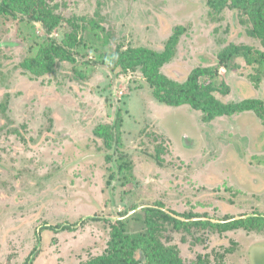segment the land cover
Here are the masks:
<instances>
[{
    "label": "rangeland",
    "instance_id": "rangeland-1",
    "mask_svg": "<svg viewBox=\"0 0 264 264\" xmlns=\"http://www.w3.org/2000/svg\"><path fill=\"white\" fill-rule=\"evenodd\" d=\"M48 1L66 19L50 35L21 15L0 23V105L7 99L0 108V264H85L106 251L111 223L158 203L179 219L264 216V125L254 112L204 122L189 105L153 98L138 70L108 64L117 48L162 50L182 26L164 75L182 82L192 69L212 67V82L228 87L214 93L218 99L264 104V79L257 87L251 79L255 63L235 55L217 64L229 44L264 51L236 10L211 21L207 0ZM78 17L98 28L66 22L80 25ZM76 31L74 62L56 60L41 77L20 66L46 37L61 42ZM96 131L110 134L112 146ZM129 227L138 224L131 219ZM160 238L185 263L199 253L209 264H264V231L170 227Z\"/></svg>",
    "mask_w": 264,
    "mask_h": 264
},
{
    "label": "trees",
    "instance_id": "trees-1",
    "mask_svg": "<svg viewBox=\"0 0 264 264\" xmlns=\"http://www.w3.org/2000/svg\"><path fill=\"white\" fill-rule=\"evenodd\" d=\"M210 8L208 16L211 21H221L224 18L223 10L230 9L238 12L239 22L246 27L247 35L256 38L264 47V0H207ZM21 15L30 22H40L46 34L50 35L63 21V15L57 6L48 0H0V23ZM82 24L67 19L76 29L98 28L96 21H87L78 17ZM184 32L182 26H175L172 34L167 38L162 50H153L144 46L117 48L109 65L111 69L122 71L138 70L151 88V94L157 101L168 106L189 105L192 109L201 112V119L210 122L216 117L232 116L252 111L264 125V104L260 99L244 98L240 101L223 102L215 96L220 91L228 94V87L221 82L224 89L212 82V77L217 71L212 67H196L182 82L168 78L161 72V68L169 62L174 54L180 35ZM76 34L68 33L66 38L59 42L53 37H46L39 45L36 53L25 57L20 66L34 77H41L53 71L56 60L74 62L75 57L72 46L76 43ZM98 36V34L96 33ZM99 37V36H98ZM243 55L248 64L255 63V72L251 75L254 87L264 79V51H255L247 45L229 44L217 54V64L225 66L233 56ZM7 99L0 105L1 111L5 110ZM97 132V131H96ZM97 135L102 137L106 145L112 146L110 134ZM155 158L160 162L159 154ZM124 163H119L124 168ZM141 214L134 215L131 219L136 221L138 227L131 229V219L118 218L110 224V235L106 251L85 264H209L205 254H197L195 259L185 263L175 245L164 244L160 236L165 229L189 226L209 225L218 232L234 228L245 230L264 231V216L253 215L246 218L228 219L221 222H212L210 219H193L191 215L179 219L178 214L165 210L161 203L155 206L142 207ZM182 216V215H179ZM231 218V217H230ZM91 219V218H89ZM53 229V227H50ZM63 229H72V224L62 225ZM167 243V242H166Z\"/></svg>",
    "mask_w": 264,
    "mask_h": 264
}]
</instances>
